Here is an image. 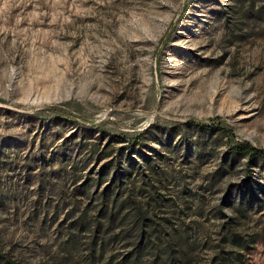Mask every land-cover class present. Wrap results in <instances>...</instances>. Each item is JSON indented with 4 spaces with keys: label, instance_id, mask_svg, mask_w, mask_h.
I'll return each mask as SVG.
<instances>
[{
    "label": "rangeland",
    "instance_id": "1",
    "mask_svg": "<svg viewBox=\"0 0 264 264\" xmlns=\"http://www.w3.org/2000/svg\"><path fill=\"white\" fill-rule=\"evenodd\" d=\"M8 262L264 264V0H0Z\"/></svg>",
    "mask_w": 264,
    "mask_h": 264
},
{
    "label": "trees",
    "instance_id": "2",
    "mask_svg": "<svg viewBox=\"0 0 264 264\" xmlns=\"http://www.w3.org/2000/svg\"><path fill=\"white\" fill-rule=\"evenodd\" d=\"M231 134V133H230ZM229 135V134H228ZM230 136V135H229ZM233 154L235 156L240 155H248L251 159H256L259 157V152L257 149L251 147L248 144H236V147H234ZM139 257V256H138ZM138 260V259H137ZM8 264H11L8 262ZM174 264V262H173Z\"/></svg>",
    "mask_w": 264,
    "mask_h": 264
}]
</instances>
